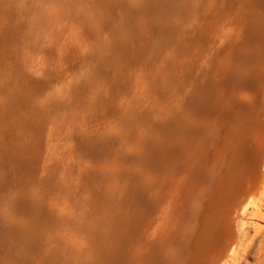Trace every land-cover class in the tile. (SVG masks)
<instances>
[{"label": "rangeland", "instance_id": "rangeland-1", "mask_svg": "<svg viewBox=\"0 0 264 264\" xmlns=\"http://www.w3.org/2000/svg\"><path fill=\"white\" fill-rule=\"evenodd\" d=\"M29 1L0 103V264H264V0Z\"/></svg>", "mask_w": 264, "mask_h": 264}, {"label": "bare ground", "instance_id": "bare-ground-1", "mask_svg": "<svg viewBox=\"0 0 264 264\" xmlns=\"http://www.w3.org/2000/svg\"><path fill=\"white\" fill-rule=\"evenodd\" d=\"M21 1H24V0H0V103L1 102H5V105H4V108L6 109V108H8L9 110H11V109H13V107H15V105L16 104H13V102H12V100H11V93H17L18 92V89L20 88V79H21V76H20V71H21V69H20V66L18 65L19 63L18 62H16V57H15V54H14V49H13V47H12V43H10L9 41H8V38L10 37V36H12V32H11V29L14 27V25L16 24V23H19V21H20V16H21V14L23 13V9H22V6H21ZM29 0H27V2H28ZM33 1V0H32ZM35 1V0H34ZM33 1V2H34ZM37 1V7H38V5L40 4H38V0H36ZM40 1V0H39ZM63 1V0H62ZM68 0H66V2H67ZM70 1V0H69ZM89 1H92L91 3H93V5L95 4L96 5V3H94L93 2V0H88V2H86V1H83V3H85L86 2V4L88 3V5L89 6H93L92 4H90L89 3ZM97 1V0H96ZM109 1V0H108ZM26 2V3H27ZM30 3V5L32 4V2L31 1H29ZM42 2L43 3H47V2H44V0H42ZM41 2V3H42ZM98 2V1H97ZM113 2V1H112ZM65 3V1L63 2V4ZM105 3V2H104ZM25 4V3H24ZM35 4V3H34ZM34 4H32L31 5V7L34 5ZM45 4H42V7H43V5L45 6ZM67 4V3H66ZM66 4H65V6H62V7H66ZM75 4H76V2H75ZM101 4V3H100ZM110 4H112L111 3V1H110ZM28 5V4H27ZM36 5V4H35ZM41 5V4H40ZM62 5V4H61ZM69 6H70V2H69V4H68ZM68 5H67V7H68ZM71 5H72V2H71ZM74 5V4H73ZM80 5V4H79ZM102 5V4H101ZM114 5V4H113ZM116 5L117 4H115L114 6L116 7ZM48 6L49 7H51L50 9H52L53 7H52V5H49V3H48V5H47V8H46V10L45 11H49L50 9L48 8ZM54 6V5H53ZM56 6V5H55ZM59 5H57V7H58ZM75 7H73L72 6V8H75V9H77V6L76 5H74ZM81 6H83L82 4H81ZM89 6H87L89 9H90V7ZM30 7V8H31ZM41 7V6H40ZM39 7V8H40ZM61 7V6H60ZM61 7V8H62ZM79 7V6H78ZM86 7V8H87ZM94 7H96V6H94ZM30 8H29V10H30ZM59 8V7H58ZM61 8H59L58 10H61ZM64 8H62V9H64ZM70 8V7H69ZM72 8H71V10H72ZM81 8L82 7H80V10H81ZM85 7H83L82 9H84ZM91 8H93V7H91ZM26 9H28L27 7L25 8V10ZM34 9V7L33 8H31V12H32V10ZM36 10H40V9H37V8H35ZM66 9V8H65ZM100 9V8H99ZM112 9V8H111ZM36 10H34L33 12H35ZM43 10H44V8H43ZM40 11L41 12V14H42V12L44 13L45 11ZM77 10H79V9H77ZM26 11H28V10H26ZM47 11V14H49V12L52 14V15H55V14H53L54 12H52L53 10H50L49 12ZM56 11V10H55ZM108 11V10H107ZM29 12V11H28ZM32 12V13H33ZM40 12L38 13V14H40ZM61 12H62V10H61ZM66 12L68 13L69 11L66 9V11H65V13L64 12H62L64 15H68L69 16V14H66ZM37 13V12H36ZM55 13H57V12H55ZM62 13L60 14V15H62ZM117 13V12H116ZM119 13V12H118ZM263 13V12H262ZM33 14H35V13H33ZM41 14H40V16H41ZM50 14V16H46L47 18H46V21H47V19H49L52 15ZM59 14V13H58ZM74 14V13H73ZM115 14V13H114ZM24 15H28V13H26V14H24ZM44 15H46V12L44 13ZM64 15H62V16H64ZM75 15V14H74ZM77 15V14H76ZM28 16H31V15H28ZM33 17H28V18H30V19H32L33 20V18L35 17L34 15H32ZM39 16V15H38ZM38 16H36L35 18H37ZM68 16H64V18H66V17H68ZM27 17V16H26ZM43 17V14H42V16L39 18L40 19V22L42 21V22H46V21H44L45 19L43 18V20H41V18ZM45 17V16H44ZM54 17V16H53ZM71 17V16H70ZM70 17H69V19H70ZM78 17V16H77ZM28 18H25L26 20L28 19ZM72 18V17H71ZM29 19V20H30ZM38 19V18H37ZM37 19H35V20H37ZM56 20L57 19V21L59 22V18H57V17H54L53 18V20ZM68 19V18H67ZM73 19V18H72ZM75 21H76V16H75ZM74 19H73V21H74ZM79 19V18H78ZM253 19V18H252ZM257 19V18H256ZM34 20V21H35ZM52 20V21H53ZM99 20V19H98ZM34 21H31L32 23L34 22ZM39 21V20H38ZM72 21V20H71ZM74 21V22H75ZM80 20H78V22H79ZM31 22H29V23H31ZM36 22V21H35ZM58 22H57V24H58ZM64 22V21H63ZM78 22H75V24H77ZM104 22V21H103ZM102 22V23H103ZM28 23V22H27ZM37 23V22H36ZM47 23V22H46ZM50 23V22H49ZM54 25L56 24V21L55 22H52ZM52 23H50V24H52ZM105 23V22H104ZM34 24V23H33ZM39 24V23H38ZM41 24V23H40ZM48 24V23H47ZM52 24V25H53ZM56 24V25H57ZM61 24L64 26L65 24H66V26H68L69 24H71V23H66L65 22V24H63L62 23V19L60 20V27H61ZM110 24V23H109ZM52 25H51V27H52ZM72 25V24H71ZM106 25H107V23H106ZM34 26V25H33ZM35 26H37V28H38V26L39 25H35ZM34 26V27H35ZM44 28H48V26H45V25H42ZM42 26L40 25V27L42 28ZM62 26V27H63ZM39 27V28H40ZM58 27V25L56 26V28ZM61 27V28H62ZM89 27V26H88ZM98 27V26H97ZM43 28V29H44ZM54 28V27H53ZM51 29V28H48L49 30H54V29ZM63 28H65V29H67L65 26L63 27ZM23 28H21V30H22ZM43 29H41L40 31H43L44 32V30ZM47 29V30H48ZM70 28H68L67 29V31L69 30ZM103 29V28H102ZM104 29H107V28H104ZM109 29V28H108ZM245 29V28H244ZM24 30V29H23ZM36 30V29H35ZM34 29H33V31H35ZM46 30V29H45ZM63 30V29H62ZM61 30V31H62ZM77 30V29H76ZM74 31V34L76 35V33H80V31L79 32H77V31ZM242 30V29H241ZM64 31H66V30H64ZM67 31L65 32V34H67ZM70 31V30H69ZM48 32V31H47ZM54 32V31H53ZM76 32V33H75ZM105 32V31H104ZM24 33V32H23ZM64 33V32H63ZM69 33V32H68ZM82 33V32H81ZM83 33H85V34H87L85 31L83 32ZM83 33H82V35H81V37H78L77 35V37H78V39L79 38H81L82 40L84 39L83 38ZM103 33V32H102ZM29 34V33H28ZM49 34V33H48ZM50 34H53L51 31H50ZM49 34V35H50ZM72 35V33L70 32L69 34H67L68 36L69 35ZM14 35V34H13ZM21 35V34H20ZM30 35V34H29ZM67 35H65V38H67ZM69 36V37H71V39H74L75 38V40L77 41V39H76V37H74V36ZM99 35H101V34H99ZM42 36V35H41ZM47 36V35H46ZM241 36V35H240ZM13 37V36H12ZM39 37H40V35H39ZM48 38L47 39H49V36H47ZM54 37V36H53ZM52 37V38H53ZM64 36H62V38H63ZM73 37V38H72ZM84 37H85V35H84ZM259 37V36H258ZM33 38V40H34V38H35V41H36V38H37V36L35 35L34 37H32ZM42 38V37H41ZM61 38V39H62ZM86 38V37H85ZM89 38V37H88ZM18 39H20V37L18 38ZM44 39H45V36H44ZM54 39V38H53ZM60 39V38H59ZM60 39V40H61ZM70 39V40H71ZM80 39V40H81ZM90 39V38H89ZM25 39H23L22 41H24ZM30 40H31V38H30ZM29 40V41H30ZM56 40V39H55ZM32 41V40H31ZM30 41V42H31ZM34 41V42H35ZM49 41H50V39H49ZM63 41V40H62ZM68 41V40H67ZM79 41V40H78ZM28 42V41H27ZM33 42V41H32ZM38 42V41H37ZM41 41H39V44H41L40 43ZM43 42H45V41H43ZM61 41H59V43H60ZM69 42V41H68ZM71 42H73V41H71ZM80 42V41H79ZM82 42H84V41H82ZM197 42V41H196ZM36 43V42H35ZM47 44H48V42H46ZM50 43V42H49ZM65 43V41L63 42V45H65L64 44ZM74 44H75V42H73ZM15 44H16V42H15ZM14 44V46H16ZM22 44V43H21ZM34 44V43H33ZM44 45L43 46H45L46 44L45 43H43ZM67 44V43H66ZM73 44V45H74ZM38 45V44H37ZM60 45H62V43L60 44ZM68 45V44H67ZM73 45H71L70 47H72ZM88 45V44H87ZM253 45V44H252ZM22 46V45H21ZM28 46V45H27ZM34 46V45H33ZM58 46V45H57ZM66 46V45H65ZM65 46H63V47H65ZM243 46H245V45H243ZM68 47H69V45H68ZM25 48V47H24ZM23 48V49H24ZM31 48V47H30ZM56 48V47H55ZM38 49V48H37ZM41 49V48H40ZM51 49H53V47L51 48ZM100 49V48H99ZM16 50H18V49H16ZM26 50V48L23 50V51H25ZM36 50V49H35ZM42 50V49H41ZM61 50V49H60ZM22 51V52H23ZM28 51V50H27ZM26 51V52H27ZM29 51H30V49H29ZM43 51V50H42ZM42 51L41 52H39V51H37V52H39L38 54L40 55L41 53H42ZM87 51V50H86ZM26 52H24V53H26ZM18 53V52H17ZM36 53V52H35ZM81 53V52H80ZM99 54V53H98ZM97 54V55H98ZM227 54V53H226ZM76 55V54H75ZM23 56V55H22ZM42 56V55H41ZM40 56V57H41ZM93 56V55H92ZM234 56H235V54H234ZM31 57H32V55H31ZM35 57H36V54H35ZM43 57H44V55H43ZM79 57V56H78ZM94 57H95V55H94ZM94 57H92L93 59H94ZM228 57V56H227ZM25 58V57H24ZM37 58H38V55H37ZM47 58V57H46ZM91 57H90V59H92ZM96 58V57H95ZM89 58H87V60H88ZM90 59H89V61H90ZM91 60V61H94V60ZM32 60H34V55H33V59ZM20 61V60H19ZM89 61H85V62H88L89 63ZM253 61V60H252ZM21 62V61H20ZM27 62V61H26ZM84 62V65H87V63H85ZM18 63V64H17ZM30 63H33V62H30ZM36 63V62H35ZM21 64V63H20ZM91 64V63H90ZM228 64V63H227ZM231 64V63H230ZM22 65V64H21ZM31 65V64H30ZM29 65V66H30ZM33 65V64H32ZM80 65H83V64H80ZM32 67V66H31ZM41 67V66H40ZM81 67V66H80ZM229 67H231V66H229ZM64 68V67H63ZM69 68V67H68ZM82 68V67H81ZM86 68V67H85ZM2 69H4V70H2ZM27 69V68H26ZM30 69V68H29ZM43 69V68H42ZM82 69H84V68H82ZM226 69V68H225ZM34 70V69H33ZM68 70V69H67ZM73 70V69H72ZM75 70V69H74ZM37 71V70H36ZM64 71V70H63ZM77 71H79L80 72V70H77ZM81 71H83V70H81ZM85 71H87V69H85ZM59 72H60V70H59ZM226 72V71H225ZM68 73V72H67ZM80 73H82V72H80ZM216 73V72H215ZM86 74V73H85ZM23 75V74H22ZM75 75V74H74ZM80 75V74H79ZM78 75V76H79ZM25 76H27V75H25ZM32 76V75H31ZM35 76H37V75H35ZM53 76V75H52ZM82 76H84V72H83V74L81 75V78H82ZM230 77V76H229ZM29 78V77H28ZM80 78V79H81ZM27 79V78H26ZM25 79V80H26ZM83 79V78H82ZM81 79V80H82ZM77 80V79H76ZM80 80V81H81ZM6 81V83H4ZM78 81V80H77ZM79 81V82H80ZM34 82V81H33ZM36 82V81H35ZM51 82H53V81H51ZM61 82H63V83H60V84H55V86H53V88H55V90H52V89H49V90H46V91H43L41 94H40V99H41V101H46V100H54V99H56L57 97H59L60 96V94L62 93V92H66L68 89H69V85H68V83L67 82H65V81H61ZM75 83V82H74ZM73 83V84H74ZM33 84V83H32ZM44 84V83H43ZM70 84V83H69ZM46 85V84H45ZM72 85V84H71ZM76 85V84H75ZM74 85V86H75ZM214 85V84H213ZM41 86H42V84H41ZM51 86V85H50ZM21 88H23V87H21ZM74 88V87H73ZM73 88H71L72 90H73ZM192 88V87H191ZM27 90V89H26ZM33 91V90H32ZM11 92V93H10ZM207 93V92H206ZM212 95V94H211ZM185 98V97H184ZM16 100V99H15ZM155 103V102H154ZM196 104V103H195ZM202 104V103H201ZM37 105V104H36ZM210 105V104H209ZM188 106V105H187ZM204 106V105H203ZM212 106V105H211ZM210 106V107H211ZM193 107V106H192ZM148 109V108H147ZM181 110H182V108H181ZM214 111V110H213ZM173 112V111H172ZM179 114V113H178ZM189 114V113H188ZM199 114V113H198ZM187 118V117H186ZM5 121H7L6 120V118L5 119H3L2 118V113L0 112V123H4ZM191 121V120H190ZM163 122V121H162ZM17 128V127H16ZM135 128V127H134ZM123 137V136H122ZM167 137V136H166ZM179 146V145H178ZM114 150V149H113ZM112 152V151H111ZM136 153V152H135ZM103 155V154H102ZM109 157V156H108ZM104 158V157H103ZM108 161V160H107ZM93 162V161H92ZM103 164V163H102ZM93 164H91V166H92ZM94 168V167H93ZM201 170V169H200ZM91 172V171H90ZM89 173V172H88ZM86 176V175H85ZM158 179V178H157ZM79 182V181H78ZM97 183V182H96ZM163 183V182H162ZM161 183V184H162ZM79 184V183H78ZM81 184V183H80ZM83 184V183H82ZM130 186V185H129ZM120 190V189H119ZM62 191V190H61ZM132 192V191H131ZM73 194V193H72ZM71 196V195H70ZM86 196V195H85ZM69 197V196H68ZM157 197V196H156ZM18 200V199H17ZM62 201V200H61ZM61 201H59V202H61ZM67 202V201H66ZM65 202V203H66ZM63 203H64V201H63ZM67 203H69V202H67ZM72 204V203H71ZM65 205V204H64ZM68 206V205H67ZM72 207V206H71ZM117 209V208H116ZM114 210V209H113ZM55 211V210H54ZM63 211V210H62ZM57 212V211H56ZM62 215V214H61ZM58 216H60V215H58ZM68 216V215H67ZM82 216V215H81ZM108 219V218H107ZM58 222V221H57ZM61 223V222H60ZM59 223V224H60ZM62 225V224H61ZM146 225V224H145ZM86 226V225H85ZM54 227V226H53ZM118 227V226H117ZM60 232V231H59ZM110 232V231H109ZM69 234H71V233H69ZM146 234V233H145ZM50 235V234H49ZM65 236V235H64ZM75 236V235H74ZM101 236V235H100ZM77 240V239H76ZM76 242V241H75ZM54 245V244H53ZM65 247V246H64ZM110 247V246H109ZM131 251V250H130ZM120 254V253H119ZM28 263H30V262H28ZM54 264V263H53Z\"/></svg>", "mask_w": 264, "mask_h": 264}]
</instances>
